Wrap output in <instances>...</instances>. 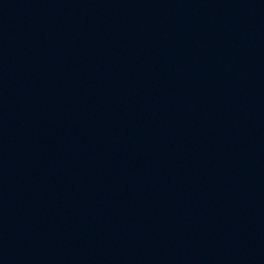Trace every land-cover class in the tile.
I'll return each mask as SVG.
<instances>
[{"label": "water", "instance_id": "1", "mask_svg": "<svg viewBox=\"0 0 264 264\" xmlns=\"http://www.w3.org/2000/svg\"><path fill=\"white\" fill-rule=\"evenodd\" d=\"M0 264H264V0H0Z\"/></svg>", "mask_w": 264, "mask_h": 264}]
</instances>
